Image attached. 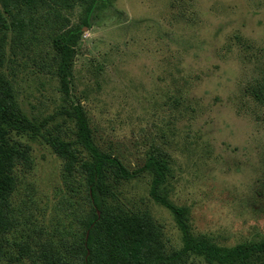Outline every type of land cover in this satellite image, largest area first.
Listing matches in <instances>:
<instances>
[{
    "label": "rangeland",
    "instance_id": "374dc122",
    "mask_svg": "<svg viewBox=\"0 0 264 264\" xmlns=\"http://www.w3.org/2000/svg\"><path fill=\"white\" fill-rule=\"evenodd\" d=\"M82 13V0H0V75L11 100L42 124L34 140L18 137L29 159L13 167L0 264H81L92 205L80 164L90 158L76 141L73 104L83 108L98 148L129 170L150 156L164 161L158 192L186 209L191 235L226 246L264 240V0L98 6L76 46L65 95L53 38ZM151 179L148 170L122 179L107 169L103 206L114 218L138 220L169 255L181 247V233L150 198ZM184 264L206 263L189 255Z\"/></svg>",
    "mask_w": 264,
    "mask_h": 264
},
{
    "label": "trees",
    "instance_id": "16d2710c",
    "mask_svg": "<svg viewBox=\"0 0 264 264\" xmlns=\"http://www.w3.org/2000/svg\"><path fill=\"white\" fill-rule=\"evenodd\" d=\"M82 1L81 22L62 30L53 38V46L59 55L57 76L65 95L69 92L71 63L83 28L90 27L89 18L95 8L107 5L112 0ZM3 25L0 15V30ZM10 97L7 83L0 75V217L13 189V167L19 162L27 163L29 159V145L19 138L26 136L28 140H34L42 128L41 123L30 119ZM71 114L76 127V141L90 158L80 164L85 173L92 205L85 221L87 232L83 239L81 264H184L189 255L202 258L206 264H264V240L226 246L216 244L204 235H191L185 221L186 209L172 204L158 192L159 185L165 180L164 161L150 156L141 168L129 170L120 160L102 151L94 143L86 114L79 104L72 105ZM49 142L60 156L72 159V154L59 139L50 138ZM107 169L122 179L133 178L144 170L152 173L149 196L172 215L181 233L179 249L169 255L162 254L160 244L138 220L131 216H110L103 206V192L106 188L103 178ZM97 240L101 241L100 251L92 249Z\"/></svg>",
    "mask_w": 264,
    "mask_h": 264
}]
</instances>
